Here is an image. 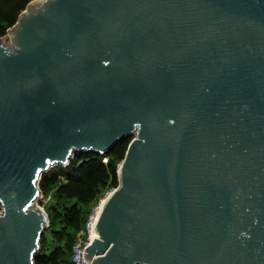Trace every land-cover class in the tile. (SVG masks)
<instances>
[{
  "label": "water",
  "instance_id": "obj_1",
  "mask_svg": "<svg viewBox=\"0 0 264 264\" xmlns=\"http://www.w3.org/2000/svg\"><path fill=\"white\" fill-rule=\"evenodd\" d=\"M13 27L0 264H35L42 174L128 138L87 263L264 264V0H31Z\"/></svg>",
  "mask_w": 264,
  "mask_h": 264
},
{
  "label": "trees",
  "instance_id": "obj_2",
  "mask_svg": "<svg viewBox=\"0 0 264 264\" xmlns=\"http://www.w3.org/2000/svg\"><path fill=\"white\" fill-rule=\"evenodd\" d=\"M31 0H0V38L12 27ZM130 139L120 140L105 155L77 152L66 166L49 169L39 180L43 196L51 201L44 206L49 226L40 239L35 264H71V247L97 203L106 191L119 184L118 165L124 159ZM108 157L107 163L102 161ZM95 205V204H94Z\"/></svg>",
  "mask_w": 264,
  "mask_h": 264
},
{
  "label": "built area",
  "instance_id": "obj_3",
  "mask_svg": "<svg viewBox=\"0 0 264 264\" xmlns=\"http://www.w3.org/2000/svg\"><path fill=\"white\" fill-rule=\"evenodd\" d=\"M102 161L104 163H107L108 157H103ZM113 189L110 191L106 192L105 199L106 197L112 192ZM100 201L98 202L97 205H95L90 212L84 227L77 232L74 242L71 247V264H91V261L89 263L86 262L84 259V254L86 253L85 249L87 246L93 241L94 235L93 232L95 230L99 214L101 212L102 206L100 208V203L102 202V199H99Z\"/></svg>",
  "mask_w": 264,
  "mask_h": 264
},
{
  "label": "rangeland",
  "instance_id": "obj_4",
  "mask_svg": "<svg viewBox=\"0 0 264 264\" xmlns=\"http://www.w3.org/2000/svg\"><path fill=\"white\" fill-rule=\"evenodd\" d=\"M13 29H14V27L7 31V33H6L7 35L6 36H3V37L0 38V45H2L3 47H5L7 49H11V50H14L15 47H16L14 42L11 40V33H12ZM57 167L58 166H53L50 169L51 170H55V169H57ZM108 191H110V190H108ZM108 191H106V192H108ZM106 192L100 199H102V198L104 199V197L106 195ZM50 198H51L50 196H43V194L41 193L39 198L36 201V204L39 205V206H42L44 208V206L47 205V203H49L51 201ZM98 202L97 203H93L89 208L90 209L93 208L95 205L98 204ZM1 212H2V207L0 205V213Z\"/></svg>",
  "mask_w": 264,
  "mask_h": 264
},
{
  "label": "bare ground",
  "instance_id": "obj_5",
  "mask_svg": "<svg viewBox=\"0 0 264 264\" xmlns=\"http://www.w3.org/2000/svg\"><path fill=\"white\" fill-rule=\"evenodd\" d=\"M105 202V198L102 200V202L100 203V208L102 206V204Z\"/></svg>",
  "mask_w": 264,
  "mask_h": 264
}]
</instances>
